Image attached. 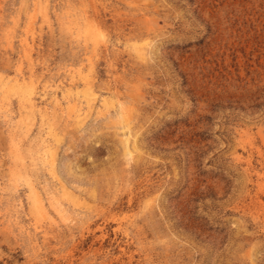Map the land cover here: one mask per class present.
I'll list each match as a JSON object with an SVG mask.
<instances>
[{
	"label": "rangeland",
	"instance_id": "374dc122",
	"mask_svg": "<svg viewBox=\"0 0 264 264\" xmlns=\"http://www.w3.org/2000/svg\"><path fill=\"white\" fill-rule=\"evenodd\" d=\"M0 264H264V0H0Z\"/></svg>",
	"mask_w": 264,
	"mask_h": 264
}]
</instances>
